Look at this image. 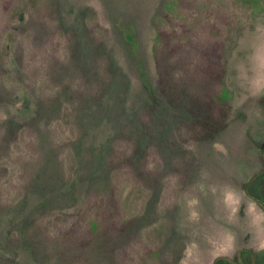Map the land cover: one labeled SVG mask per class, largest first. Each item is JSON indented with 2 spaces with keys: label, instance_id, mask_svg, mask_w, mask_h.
Segmentation results:
<instances>
[{
  "label": "rangeland",
  "instance_id": "rangeland-1",
  "mask_svg": "<svg viewBox=\"0 0 264 264\" xmlns=\"http://www.w3.org/2000/svg\"><path fill=\"white\" fill-rule=\"evenodd\" d=\"M259 200L264 0H0V264H264Z\"/></svg>",
  "mask_w": 264,
  "mask_h": 264
},
{
  "label": "trees",
  "instance_id": "trees-1",
  "mask_svg": "<svg viewBox=\"0 0 264 264\" xmlns=\"http://www.w3.org/2000/svg\"><path fill=\"white\" fill-rule=\"evenodd\" d=\"M241 1L245 2V3H246L247 5H249V6H253V7L258 6L259 3H260V0H241ZM51 5H52V7H51V6H49V7H50V9H51V8L53 9V8L55 7V5H53V3H51ZM53 6H54V7H53ZM33 7H34V5L31 6V4H30V6H26L25 9H27V10H26L27 13H29L33 19H36V20H38V21H41L43 24H44V23L49 24V22H47V21L45 20L44 16H43L42 14H39V13H38V12H39L38 9H37V8H33ZM2 8H3V9H6V8L3 7V6H2ZM54 20H55V19H54ZM87 23H88V25H89V28H91V29H93V30H96V26H95V23H96V22H94V24H93V23H90V22L87 20ZM158 166H159V164H158ZM259 201H260V200H259ZM260 202H261V204L264 206V203H263L262 201H260ZM77 220H79V219H77Z\"/></svg>",
  "mask_w": 264,
  "mask_h": 264
}]
</instances>
